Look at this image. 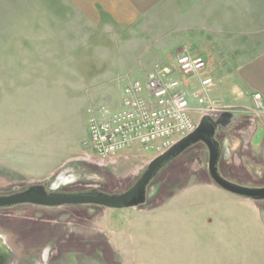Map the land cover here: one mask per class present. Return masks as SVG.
Returning a JSON list of instances; mask_svg holds the SVG:
<instances>
[{"label": "rangeland", "instance_id": "1", "mask_svg": "<svg viewBox=\"0 0 264 264\" xmlns=\"http://www.w3.org/2000/svg\"><path fill=\"white\" fill-rule=\"evenodd\" d=\"M133 30L136 33L80 18L73 4L64 0H0V140L13 141L17 133L18 142L25 141L44 121V130L54 123L50 133L65 134L67 152L90 151L83 145L88 139L86 108L105 104L116 110L130 78L126 60L131 54L122 45L133 40L147 49L153 43V37ZM26 61H53L51 71H60V78L42 85L40 77H33L28 83L19 77ZM151 66L139 77L144 78ZM113 69L118 73L115 79L110 76ZM32 70L39 74L41 68ZM219 70L206 94L192 82L191 92L205 98L199 103L191 95L192 118L198 123L218 111L234 113L233 122L218 134L219 171L235 183L264 184V98L239 87L234 69ZM46 85L49 90L41 88ZM132 150L124 151V157L119 153L101 160L100 167L109 174L98 176L92 185L69 182L75 174L65 167V172L59 169L50 175L49 182L61 178L72 190H127L155 157ZM40 182L0 176V193ZM0 222L14 230L16 240L49 245L51 260L63 253L95 256L97 264H264V200L234 195L216 185L202 143L157 173L142 205L15 206L0 210Z\"/></svg>", "mask_w": 264, "mask_h": 264}, {"label": "crops", "instance_id": "2", "mask_svg": "<svg viewBox=\"0 0 264 264\" xmlns=\"http://www.w3.org/2000/svg\"><path fill=\"white\" fill-rule=\"evenodd\" d=\"M64 1L73 4L80 18L99 19L106 21L113 29L130 28L133 33H136L133 30L136 28L138 33L141 30L143 35L153 37V43L147 49H142V42L133 40L122 45L121 49L124 48L126 54H131L129 58L126 55V64H130L129 80L141 78L139 76L147 66L164 60L171 61L175 56L173 54L187 52L205 60L206 69L208 68L205 75L212 78V83L206 87L207 91L214 84L219 69H234V79L239 87L252 95L254 91H258L264 98V0ZM167 39L168 44H165ZM52 62L26 61L21 65L25 70H22L19 77L28 83L33 82V77H40L42 85L45 82L48 84L50 78H60V71H51ZM56 63L59 68V62ZM36 67L41 68L39 74L32 70ZM110 76L115 79L117 71L111 70ZM46 87L49 90V85L41 88ZM51 125L54 123H49L44 130L43 121L22 142H18L17 133L13 141V137L0 140L1 177L49 182L50 175L65 167L68 172L74 171L75 174L69 182L86 186L92 185L98 176L105 177V174H109L107 169L100 167L103 163L101 160L104 159L98 157L91 148L87 152H67L65 134L59 137L50 133ZM135 150L143 149L135 147L131 152L135 153ZM126 153L128 152L120 153L118 157H124ZM66 182L64 180L62 184L66 185Z\"/></svg>", "mask_w": 264, "mask_h": 264}, {"label": "built area", "instance_id": "3", "mask_svg": "<svg viewBox=\"0 0 264 264\" xmlns=\"http://www.w3.org/2000/svg\"><path fill=\"white\" fill-rule=\"evenodd\" d=\"M200 56L180 53L168 64L154 63L144 78L129 80L122 89L120 105L86 108L88 139L83 142L100 158H111L135 147L159 155L196 128L191 95L195 81L207 93L212 78L205 75Z\"/></svg>", "mask_w": 264, "mask_h": 264}, {"label": "water", "instance_id": "4", "mask_svg": "<svg viewBox=\"0 0 264 264\" xmlns=\"http://www.w3.org/2000/svg\"><path fill=\"white\" fill-rule=\"evenodd\" d=\"M234 118L235 114L228 110L218 111L216 118H212L209 115L201 117L196 128L191 133L179 139L163 153L155 156L135 183L121 193L110 194L96 189L80 192H48L43 184H34L23 191L1 195L0 207L24 203L49 207L89 204L112 209L139 206L146 202L148 186L157 173L169 161L200 142L207 147L208 172L216 185L234 195L253 200H262L264 199V187L240 185L223 177L218 170L221 150L219 142L214 138L215 131L222 125L228 126L231 124Z\"/></svg>", "mask_w": 264, "mask_h": 264}, {"label": "flooded vegetation", "instance_id": "5", "mask_svg": "<svg viewBox=\"0 0 264 264\" xmlns=\"http://www.w3.org/2000/svg\"><path fill=\"white\" fill-rule=\"evenodd\" d=\"M216 117H217V112L215 113V115L212 118H216ZM225 127H227V126L222 125L221 127L217 128V130L215 131V135H214V138L220 144V150H221L218 165H219V163L221 161V157H222L221 140H220V138H218V134H219V131ZM201 143L202 142H200L199 144H201ZM202 144L205 145L204 143H202ZM218 170H219V168H218ZM220 174L222 175L221 172H220ZM223 177L227 178L226 176H223ZM61 181H62L61 178H58V179L53 180L52 182L50 181V182L33 183V184L26 185L24 187H21L19 189H14V190L9 191V192L0 193V196L12 194V193L19 192V191H23V190L29 188L31 185H34V184H43L45 186V188L48 190V192H51V191H54V192L87 191V190L67 189V188H65L66 185L62 184ZM238 184H240V183H238ZM52 185L54 186L53 188H52ZM240 185L249 186V187H264V184L257 185V186H250V185H245V184H240ZM262 200H264V199H262ZM262 200H258V201H262ZM29 205L35 206L33 204L24 203V204H17V205H12V206H7V207L29 206ZM37 206H42V205H37ZM7 207H0V210L7 208ZM10 228L7 229L6 226L0 222V264H53L54 263L53 261L56 262L55 264H83V261L86 259H89L90 261H92V264H97V262L95 263V260H96L95 256L89 257V256H84V255H82V256L77 255V257H76L75 255L74 256L73 255H65L63 253H61L59 257L51 260L50 255H49L50 254L49 251H51V247L49 245H47V244L44 246L41 245L42 246L41 247L38 244L33 245V244H30L29 242L28 243L22 242V241H20V239L16 240L17 237H16V239H14L12 236V231H14V230L10 229ZM18 245H21L20 246V247H22L21 250L18 248ZM77 259H79L80 262ZM81 260H82V262H81Z\"/></svg>", "mask_w": 264, "mask_h": 264}, {"label": "bare ground", "instance_id": "6", "mask_svg": "<svg viewBox=\"0 0 264 264\" xmlns=\"http://www.w3.org/2000/svg\"><path fill=\"white\" fill-rule=\"evenodd\" d=\"M147 201V200H146Z\"/></svg>", "mask_w": 264, "mask_h": 264}]
</instances>
